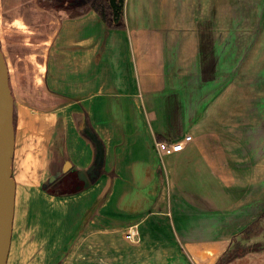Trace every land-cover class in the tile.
I'll return each instance as SVG.
<instances>
[{
  "label": "crops",
  "instance_id": "1",
  "mask_svg": "<svg viewBox=\"0 0 264 264\" xmlns=\"http://www.w3.org/2000/svg\"><path fill=\"white\" fill-rule=\"evenodd\" d=\"M221 1L230 9L228 13L235 11L236 5L228 4L231 0H207V8L212 9V16L207 18L197 12L190 14L204 0H124L123 28L108 26L93 9L78 16L52 10L53 19L43 24V32H51L52 36L42 64L45 102L51 108L28 120L24 130L22 219L35 195H48L60 200L56 211L73 204L81 213L79 220L88 221L83 230L78 216L63 230L43 229L44 248L49 253L62 247L76 249L85 237L83 243L89 250L86 263L118 264L106 256L111 233L121 232L126 224L134 220L137 223V218L150 212L172 215L178 231H194L196 237L186 241L187 248L224 250L199 240V225L204 224V218L263 197L256 182L264 179V165L252 161L251 151L229 139L228 133L224 134L227 131L198 125L194 106L209 105L215 95L208 100L189 95L196 86L219 89L213 84L222 70ZM194 65L195 83L190 84L188 73ZM86 128L93 129L103 144L98 177L69 194L45 190L46 183L40 178L50 170H62L67 165L77 172L91 166L95 149L85 136ZM185 134H191L192 139L179 152L156 151L157 140ZM53 141L57 146L51 149ZM39 143L40 148L36 147ZM14 180L12 235L6 264H30L31 257L21 239L15 248L19 255L10 262L18 193ZM37 185L41 191L33 196L31 192ZM93 231L99 236L88 239L87 233ZM221 250L214 251V260L218 261ZM72 255L70 252L65 261L55 258L52 264L67 263Z\"/></svg>",
  "mask_w": 264,
  "mask_h": 264
},
{
  "label": "rangeland",
  "instance_id": "2",
  "mask_svg": "<svg viewBox=\"0 0 264 264\" xmlns=\"http://www.w3.org/2000/svg\"><path fill=\"white\" fill-rule=\"evenodd\" d=\"M207 3V0H204L197 9L190 10V14L197 12L207 18V15L212 13V9L207 8ZM220 4L219 65L222 70L213 84L219 89L213 91L210 85L196 86L190 90L189 95L196 99L201 96L207 100L215 95L208 102L209 105L194 106L193 109L199 118L198 125L201 124L202 129L216 126L221 131H227L224 134L228 133L229 139L251 151L252 161L264 165V0H231L228 4L237 7H234L235 11L231 14L228 13L230 9L224 1ZM53 13L51 9L40 7L37 0H0V48L8 68L16 128L12 173L17 180L18 193L10 262L14 255H19L15 248L21 239L27 256L31 257L30 264H33V261L52 264L53 260L59 257H62L61 261H65L70 252H73L72 260L62 264H88L86 253L89 250L83 243L85 237L80 239L76 249L62 247L49 253V249L44 248L45 239L42 232L45 229L57 227L63 230L73 224L75 217L81 215L73 204L64 210L56 211V203L60 200L48 195L34 196L40 190L37 185V189L34 188L31 192L34 198L29 204L30 210L29 206L24 210L22 219L24 187L20 176L24 167V130L28 120L38 116L40 111L51 108V104L45 102L46 91L42 79L44 69L41 72L40 65H44L49 39L52 36L51 32H43V24L53 19ZM24 15L25 21L22 20ZM236 18L242 19L237 22ZM29 22L32 24H28ZM38 23L41 25L38 26ZM195 72V65L190 66V84L195 83ZM52 144L51 149L56 148V142L53 141ZM64 168L65 165L62 170ZM68 169L70 168L66 170ZM62 170H50L44 175L47 178L42 175L40 182L46 183L45 190L50 192L51 188L57 185L56 179L51 180L50 177L54 175L57 179L60 178ZM261 175L264 178V170ZM65 177L63 184H66V188L72 187L70 180L74 177L69 174ZM256 189H260L262 198L253 200L252 203L250 201L246 206L205 217L204 224L199 225L202 229L199 240H203L206 246L214 245L223 247L224 250L219 248L201 251L199 248H187L186 241H192L191 239L196 237L195 233L192 234L194 231L187 232L189 235L178 231L172 215L161 216L150 212L143 218H137V223L134 220L126 224L121 232H112L113 240L109 237L108 241L114 246H111L110 242L106 243V256L118 264H264V179L256 182ZM260 195H257V198ZM251 198L252 193L249 199ZM82 219L79 220V216L77 218L78 225L83 230L88 220ZM179 223L185 228L186 224L181 217ZM129 231L132 234L134 232L132 239L128 237ZM87 235L89 239L91 236H99V233L93 231ZM58 237L59 235L56 239H59ZM164 243L165 246L162 245ZM95 245L96 243H93L94 248ZM48 246L52 247V244ZM246 248L254 249L240 254ZM220 250L222 253L219 252L218 261L214 260V251ZM75 258L77 260L73 261Z\"/></svg>",
  "mask_w": 264,
  "mask_h": 264
},
{
  "label": "water",
  "instance_id": "3",
  "mask_svg": "<svg viewBox=\"0 0 264 264\" xmlns=\"http://www.w3.org/2000/svg\"><path fill=\"white\" fill-rule=\"evenodd\" d=\"M0 103L5 109V121L0 119V264H6L10 248L15 200V180L12 174L15 127L13 100L8 80V68L0 48ZM86 133L95 142L94 160L87 170L77 171V177L88 185L100 172L103 150L99 140L86 128ZM67 166V165H65ZM68 168V167H67ZM66 167L63 173L68 170ZM66 170V171H65ZM51 180L56 178L52 175Z\"/></svg>",
  "mask_w": 264,
  "mask_h": 264
},
{
  "label": "trees",
  "instance_id": "4",
  "mask_svg": "<svg viewBox=\"0 0 264 264\" xmlns=\"http://www.w3.org/2000/svg\"><path fill=\"white\" fill-rule=\"evenodd\" d=\"M37 2L42 8L62 11L63 13H66V15H70V16H78L83 14L88 9H93L104 20V22L108 26L114 28L124 27V20H123L124 0H37ZM89 129H90V134L94 135L99 140L103 150L102 141L100 140V138L97 136V134L94 132L93 129L91 128ZM85 136L92 141L95 149L96 145L95 142L92 140L91 136L88 135L87 133H85ZM67 174L72 175V177H74L72 180H70L71 181L70 184H72L73 186L72 187L70 186L68 188H66L65 186L66 184H63L66 178L65 175ZM98 175L95 176L93 180H95L98 177ZM59 177L60 178L58 179L55 178L56 179L55 183H57V186L51 188L50 190L51 193L69 194L83 187V181L77 177L76 172L73 170H68ZM262 214H264V211L262 212ZM253 249L254 248H246L244 251L240 252V254L251 251Z\"/></svg>",
  "mask_w": 264,
  "mask_h": 264
},
{
  "label": "built area",
  "instance_id": "5",
  "mask_svg": "<svg viewBox=\"0 0 264 264\" xmlns=\"http://www.w3.org/2000/svg\"><path fill=\"white\" fill-rule=\"evenodd\" d=\"M192 139L191 134H185L181 138L177 139H162V140H157L154 144L155 149L159 153L163 154H172L175 152H179L184 148V145L186 142ZM128 237H134V232L132 234L131 231L128 233Z\"/></svg>",
  "mask_w": 264,
  "mask_h": 264
},
{
  "label": "bare ground",
  "instance_id": "6",
  "mask_svg": "<svg viewBox=\"0 0 264 264\" xmlns=\"http://www.w3.org/2000/svg\"><path fill=\"white\" fill-rule=\"evenodd\" d=\"M43 66L40 65V71H42ZM0 119H2L3 121H5V109L4 106L0 103Z\"/></svg>",
  "mask_w": 264,
  "mask_h": 264
}]
</instances>
